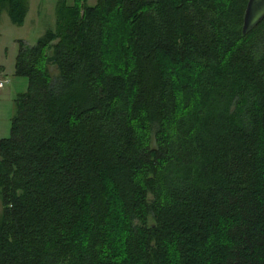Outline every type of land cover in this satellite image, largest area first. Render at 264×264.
<instances>
[{"label":"trees","instance_id":"1","mask_svg":"<svg viewBox=\"0 0 264 264\" xmlns=\"http://www.w3.org/2000/svg\"><path fill=\"white\" fill-rule=\"evenodd\" d=\"M247 0H57L18 41L0 264H264V18ZM23 25L28 0H0Z\"/></svg>","mask_w":264,"mask_h":264},{"label":"rangeland","instance_id":"2","mask_svg":"<svg viewBox=\"0 0 264 264\" xmlns=\"http://www.w3.org/2000/svg\"><path fill=\"white\" fill-rule=\"evenodd\" d=\"M57 0H28V11L23 25L12 23L5 10L0 11V66L7 82L0 88V138L9 136L11 118L15 114V97L26 90L27 78L14 74L18 41L33 45L48 29L55 26ZM96 0H88L94 4ZM0 201V212H1Z\"/></svg>","mask_w":264,"mask_h":264},{"label":"water","instance_id":"3","mask_svg":"<svg viewBox=\"0 0 264 264\" xmlns=\"http://www.w3.org/2000/svg\"><path fill=\"white\" fill-rule=\"evenodd\" d=\"M264 18V0H247L242 23V34H247Z\"/></svg>","mask_w":264,"mask_h":264},{"label":"built area","instance_id":"4","mask_svg":"<svg viewBox=\"0 0 264 264\" xmlns=\"http://www.w3.org/2000/svg\"><path fill=\"white\" fill-rule=\"evenodd\" d=\"M7 82L6 79H0V88L3 87L4 83Z\"/></svg>","mask_w":264,"mask_h":264},{"label":"crops","instance_id":"5","mask_svg":"<svg viewBox=\"0 0 264 264\" xmlns=\"http://www.w3.org/2000/svg\"><path fill=\"white\" fill-rule=\"evenodd\" d=\"M3 77H4V72H3V70H2V68L0 66V79L3 78Z\"/></svg>","mask_w":264,"mask_h":264}]
</instances>
